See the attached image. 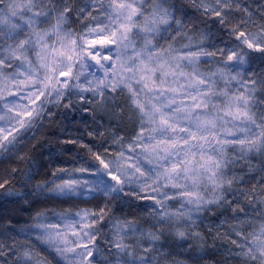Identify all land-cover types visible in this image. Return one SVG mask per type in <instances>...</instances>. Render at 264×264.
I'll use <instances>...</instances> for the list:
<instances>
[{
  "label": "snow or ice",
  "instance_id": "1",
  "mask_svg": "<svg viewBox=\"0 0 264 264\" xmlns=\"http://www.w3.org/2000/svg\"><path fill=\"white\" fill-rule=\"evenodd\" d=\"M58 108L70 158L0 172V207H94L0 213V264H161L199 225L264 264V0H0V162Z\"/></svg>",
  "mask_w": 264,
  "mask_h": 264
},
{
  "label": "trees",
  "instance_id": "2",
  "mask_svg": "<svg viewBox=\"0 0 264 264\" xmlns=\"http://www.w3.org/2000/svg\"><path fill=\"white\" fill-rule=\"evenodd\" d=\"M67 112L57 111L55 113V116L52 119H47L43 123V127H41L35 135V139H29L25 142L23 147V155H24V163L23 165L18 163H12L11 161L8 162H0V172H3L5 175L8 174L9 170L13 167H27L29 158L36 161L37 167H40L41 165H48L47 168H42L41 173L46 172L53 168L56 165H59L60 160L67 161L70 156L69 154L65 153L63 155H57L54 162L50 163V157L48 155L49 152H56L59 147H61L57 139L62 138L64 136L63 133H72L71 135H75V132L72 131V129L80 128L83 123V118L81 117L80 112H75L73 115L68 116L67 119L65 118V114ZM86 118V116L84 115ZM71 121V123L69 122ZM131 125L129 124V127ZM12 184L18 188V183L16 179L12 180ZM83 200V199H82ZM95 203V202H94ZM93 204H87L83 202H69V203H59L54 202L51 204H40L36 205V208L31 209L30 211L23 210V204H4L2 207H0V213H3L5 215V219L3 223L7 225L8 220L7 217H12L14 222L18 221L16 223V227L22 226L26 221H28L29 217L32 215V212H34L36 209H43L47 208L48 210H59V209H68L71 206L76 207L77 205L81 206H88V207H94ZM6 209H11V212H6ZM131 212L133 215L137 216L139 221L143 223L147 217V213L141 211L140 209H125L124 215ZM117 216L122 217V214L117 213ZM206 230V229H205ZM204 239L203 240H193L191 242L192 249L189 250L187 246L182 248H177L174 245L169 247L168 251L172 254L170 256H174L175 260L179 261L184 256H191L192 252L196 250L197 246H201L203 249L202 254L206 257V260L204 261V264H235L233 261H226L225 256L226 253L224 252V242H226L224 237V234L219 232L218 240H222L224 242H216L217 239L214 240V238H210L209 235L206 233L201 234ZM199 243V244H197ZM228 243V242H227ZM170 256H168L167 259H171ZM174 260V261H175ZM167 260L161 261V264H168ZM174 263V262H173ZM171 263V264H173ZM192 264V262H191Z\"/></svg>",
  "mask_w": 264,
  "mask_h": 264
},
{
  "label": "rangeland",
  "instance_id": "3",
  "mask_svg": "<svg viewBox=\"0 0 264 264\" xmlns=\"http://www.w3.org/2000/svg\"><path fill=\"white\" fill-rule=\"evenodd\" d=\"M203 67H206V66H202V68ZM41 99H43V98H41ZM72 101H73V103L74 104H76L77 105V107H79L80 106V101H78V99L76 98V97H73L72 98ZM64 101H62V103H63ZM99 106V104L98 103H95V104H93L92 105V107L93 108H96V107H98ZM66 110H68V109H57L56 111H55V113H57V111H62V112H67ZM69 111V110H68ZM55 113L53 114V116L50 118V119H52L54 116H55ZM85 116H87V114H84ZM47 120V119H46ZM64 135L65 134H68V135H71L72 133H63ZM74 135V134H73ZM82 199H87V198H82ZM78 208H91V207H88V206H79V205H77L76 207H70V208H68V209H65V210H69V211H75V210H77ZM61 209H59V210H53V211H60ZM118 218H122V217H119L118 216ZM206 228H205V225H199L198 227H197V229H196V231L198 232V233H200V234H202L203 232L204 233H206L207 235H209L208 234V232H207V230H205ZM184 230H187V229H184ZM220 230V233H222V234H224V237H225V239H222V240H225L226 242H224V241H222V240H218V238H217V241L216 242H224V244H228L229 242H228V240L226 239V235H225V229L224 228H221V229H219ZM210 236V238H212L213 239V236L212 235H209ZM215 240V239H214ZM228 242V243H227ZM197 244H199V243H197ZM201 247V246H200ZM190 257V256H189ZM189 257L186 255V256H184L182 259H180L179 261H177V260H175V257L173 256H170V258L171 259H166L167 260V262H168V264H171V263H173V264H177V262H179V264H191V260L189 259ZM175 260V261H174ZM166 262V263H167Z\"/></svg>",
  "mask_w": 264,
  "mask_h": 264
}]
</instances>
